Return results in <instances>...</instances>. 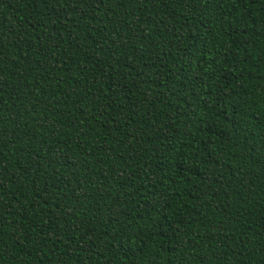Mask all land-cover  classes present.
<instances>
[{
	"label": "trees",
	"instance_id": "1",
	"mask_svg": "<svg viewBox=\"0 0 264 264\" xmlns=\"http://www.w3.org/2000/svg\"><path fill=\"white\" fill-rule=\"evenodd\" d=\"M0 264H264V0H0Z\"/></svg>",
	"mask_w": 264,
	"mask_h": 264
}]
</instances>
